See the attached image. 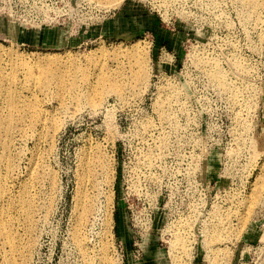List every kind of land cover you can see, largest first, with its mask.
I'll return each instance as SVG.
<instances>
[{
    "label": "rangeland",
    "instance_id": "rangeland-1",
    "mask_svg": "<svg viewBox=\"0 0 264 264\" xmlns=\"http://www.w3.org/2000/svg\"><path fill=\"white\" fill-rule=\"evenodd\" d=\"M158 1L0 0V264H264V0Z\"/></svg>",
    "mask_w": 264,
    "mask_h": 264
},
{
    "label": "bare ground",
    "instance_id": "bare-ground-1",
    "mask_svg": "<svg viewBox=\"0 0 264 264\" xmlns=\"http://www.w3.org/2000/svg\"><path fill=\"white\" fill-rule=\"evenodd\" d=\"M239 1H241L242 2V6H244V8H246L247 10H249V11H251L252 12V10H255L256 11V9L255 8H258V6L260 5L259 4V0H239ZM261 1V0H260ZM241 6V7H242ZM245 9V10H246ZM243 11V10H242ZM219 71L218 70H214L212 73H211V75H212V77H213V79L215 80V81H224V79H225V77L224 78H222V76H224V72L222 71H220L219 73H218ZM220 74V75H219ZM0 76H1V74H0ZM15 80V79H14ZM4 83V82H3ZM117 86V85H116ZM3 88V87H2ZM9 88V87H8ZM116 89V88H115ZM114 89V90H115ZM4 91V90H3ZM6 91V90H5ZM118 91H119V86H118ZM16 92V91H15ZM5 94L7 95V93L5 92ZM10 94H11V92H10ZM13 96V95H12ZM12 98V97H11ZM10 102H11V100H10ZM12 104L10 105L12 108H17L16 107V102L14 101V98H13V100H12V102H11ZM19 103V102H18ZM10 104V103H9ZM19 107V106H18ZM15 109H10L11 111H10V113H9V119L7 120L9 123H8V127L7 128H9V129H11L10 128V124H12V122L13 121H15L14 119L17 117L16 116V114H20V113H16V110ZM36 111V110H35ZM34 111V112H35ZM19 112V111H18ZM21 116V115H20ZM18 118V117H17ZM7 119V118H6ZM4 121V120H3ZM1 122V121H0ZM11 122V123H10ZM5 128H6V126H5ZM2 129H3V127H2ZM8 130V129H7ZM4 134H6V133H4ZM3 143H5V142H3ZM5 146H6V144H5ZM6 148V147H5ZM3 158V157H2ZM102 162V161H101ZM104 162V161H103ZM100 163V162H99ZM10 165V164H9ZM101 165V164H100ZM10 167V166H9ZM106 167H104V165H103V171L104 172H106V169H105ZM105 169V170H104ZM83 178V177H82ZM1 186V185H0ZM2 187V186H1ZM5 188V187H4ZM4 188H3V190H4ZM2 189V188H1ZM0 192H1V190H0ZM3 194V193H2ZM87 199H85V201H86ZM89 201V200H88ZM89 203V202H88ZM87 203V204H88ZM91 204V203H90ZM83 205V204H82ZM92 205V204H91ZM84 206V205H83ZM89 211H91V206L88 204V205H85L84 207H83V209H82V213H81V218H80V225L78 226V228H77V231H76V235H77V237H78V244L80 245V246H83V240L80 238V227H81V225L82 224H84V222H85V219L87 218V216H88V213H89ZM9 229H11L9 226H8V224H7V222H6V220H5V217L3 216V214L1 213L0 214V235H2L3 237H5V239H6V241H7V243L9 244V246H10V248H11V250L10 251H12V253L14 254V253H16L17 252V250H18V248H17V245L15 244V242H14V239L15 238H13V236H12V232H11V230H9ZM4 240V239H3ZM16 241V240H15ZM176 247V246H175ZM173 248V247H172ZM19 251V250H18ZM11 253V252H10ZM19 253V252H18ZM15 255V254H14ZM173 255V254H172ZM208 256V255H207ZM177 257V256H176ZM173 258V261H174V264H181L180 263V259L179 260H177L176 258H174V257H172ZM212 259H214L213 257L211 258V257H208V259L207 260H209L210 262L209 263H214V261L212 260ZM172 260V259H171ZM8 261H10V259L8 260ZM16 263V262H15ZM173 263V262H172ZM212 263V264H213ZM8 264H10V263H8Z\"/></svg>",
    "mask_w": 264,
    "mask_h": 264
},
{
    "label": "built area",
    "instance_id": "built-area-1",
    "mask_svg": "<svg viewBox=\"0 0 264 264\" xmlns=\"http://www.w3.org/2000/svg\"><path fill=\"white\" fill-rule=\"evenodd\" d=\"M169 2V0H159L158 1V6L160 7V9H158V11L159 10H162V11H167V6H168V3ZM164 5H166V6H164Z\"/></svg>",
    "mask_w": 264,
    "mask_h": 264
},
{
    "label": "crops",
    "instance_id": "crops-1",
    "mask_svg": "<svg viewBox=\"0 0 264 264\" xmlns=\"http://www.w3.org/2000/svg\"><path fill=\"white\" fill-rule=\"evenodd\" d=\"M171 43V42H170ZM163 47H165V46H163ZM162 48V47H161Z\"/></svg>",
    "mask_w": 264,
    "mask_h": 264
}]
</instances>
